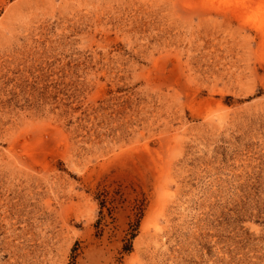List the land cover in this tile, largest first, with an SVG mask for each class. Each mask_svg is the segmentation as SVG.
<instances>
[{
    "label": "rangeland",
    "instance_id": "rangeland-1",
    "mask_svg": "<svg viewBox=\"0 0 264 264\" xmlns=\"http://www.w3.org/2000/svg\"><path fill=\"white\" fill-rule=\"evenodd\" d=\"M0 264H264V0H0Z\"/></svg>",
    "mask_w": 264,
    "mask_h": 264
}]
</instances>
